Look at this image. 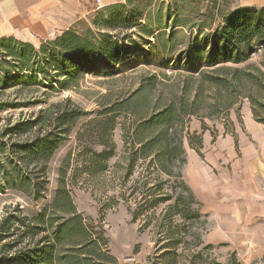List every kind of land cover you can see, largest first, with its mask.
Instances as JSON below:
<instances>
[{"label": "trees", "instance_id": "obj_1", "mask_svg": "<svg viewBox=\"0 0 264 264\" xmlns=\"http://www.w3.org/2000/svg\"><path fill=\"white\" fill-rule=\"evenodd\" d=\"M125 1L108 8L124 7L133 0ZM224 4L228 5V0H211L209 23L218 20V25L211 29L205 57L208 63L194 70L198 73L194 88L187 79L176 85L160 81L162 89L168 86L173 92L169 96L160 93L152 109L141 118L137 111L140 98L136 96L144 86L122 94L101 112L105 117L100 134L103 149L100 152L91 150L94 158L91 163L104 170L107 160L115 155V142L110 133L116 127L117 114L123 111L129 117L138 116V121H131V127H122L124 137L128 136L137 145L124 178L130 176L133 163L141 156L150 160L157 173L174 178L172 193L157 198L155 185L146 187L144 192L145 199L149 195L153 197L151 207L174 198L165 213L169 222L173 215L184 219L201 217L199 202L182 177V167L186 163L185 140L193 147L201 141L199 135L187 129L190 118L226 115L248 99L254 119L264 124V6L238 5L224 10ZM140 20L136 17L129 23L127 18L119 21L133 28ZM199 40L196 36L188 41L186 57H191V51L196 49V59H204L201 48L194 46ZM259 53L263 56L259 64L240 67ZM133 56L119 40L103 37L99 42L92 31L80 33L72 28L53 40L43 41L39 47L14 37L0 39V112L45 105L29 117L0 128V192H21L25 199L31 196L33 202L45 197L48 162L68 137L78 116L77 108L70 106L73 104L71 98L49 103L50 92L73 89L86 74H117L120 66ZM152 77L157 78L156 75ZM40 88L43 92L39 96L37 89ZM10 89L15 93L14 98H10ZM65 176L64 168L51 202L37 212L33 225L27 222L26 216L19 220L23 231L3 246L20 248L0 260V264H119L115 256L100 250L106 239L92 223L86 224L77 211ZM177 186L182 190L178 192ZM137 218L138 214L132 211V220ZM13 221L14 216L4 219L0 241L17 234L11 230ZM36 237L39 238L36 240ZM181 241L177 239L174 244ZM164 248L166 251L174 249Z\"/></svg>", "mask_w": 264, "mask_h": 264}, {"label": "rangeland", "instance_id": "obj_2", "mask_svg": "<svg viewBox=\"0 0 264 264\" xmlns=\"http://www.w3.org/2000/svg\"><path fill=\"white\" fill-rule=\"evenodd\" d=\"M238 5H242L241 0H228V5L224 4L223 7L228 10ZM87 6L85 17L77 20L70 29L80 33L92 31L99 42L103 41V37L119 40L123 48L134 56L120 66L117 74H86L77 87L50 92L49 103L71 98L73 104L70 106L77 108L78 116L68 137L48 162L43 199L33 202L31 196L25 199L21 192H0V230L4 219L14 216L11 230L17 233L11 239L0 241V260L15 254L20 248L16 246L10 249L3 245L23 231L20 219L26 216L27 222L33 225L37 212L51 202L59 185L60 171L65 168L66 187L77 211L82 214L86 224L92 223L97 232L103 233L106 240L100 250L115 256L119 264H241L240 257L226 251L224 245L207 243L212 223L206 217L184 219L173 215L169 222L165 213L174 198L151 207L153 197L148 193L145 199L146 187L155 185L154 193L161 198L173 192L175 179L157 173L149 159L143 156L138 158L132 165L130 176L124 178L137 145L128 136L124 137L122 127H131V121L150 111L160 93L169 96L173 92L168 86L162 89L160 81L165 85L172 82L176 85L187 79L193 89L195 77L198 76L194 70L200 64L208 63L205 57L211 41V29L218 25V20L214 24L209 23L211 0H133L132 4L124 7H100L94 3ZM136 17L141 19L138 26L130 28L120 24L122 18H127L129 23ZM62 33L34 45L39 47L43 41L53 40ZM126 36L129 38L123 40ZM196 36L200 40L194 46L200 47L204 56L200 61L195 57L196 49L191 51V57L185 54L188 41ZM262 57L259 53L240 67L259 64ZM152 75L157 78L152 79ZM139 86H144L136 96L140 98L137 104L139 117H129L123 111L117 114L116 127L110 133L115 142V155L107 160L104 170L95 168L91 163L94 160L91 150L100 152L103 149L100 143L105 122L102 110L122 94ZM37 90L40 96L43 89ZM8 92L10 98L15 97L11 89ZM41 107L45 105L1 111L0 128L9 122L29 117ZM174 172H177V168ZM180 190L182 187L177 186V191ZM194 207H197L195 203ZM132 211L138 214L136 221L132 220ZM177 239L182 241L176 245L174 241ZM33 242L31 245L35 248ZM165 246L174 249L166 251Z\"/></svg>", "mask_w": 264, "mask_h": 264}, {"label": "crops", "instance_id": "obj_3", "mask_svg": "<svg viewBox=\"0 0 264 264\" xmlns=\"http://www.w3.org/2000/svg\"><path fill=\"white\" fill-rule=\"evenodd\" d=\"M125 0H0V39L36 44L85 17L88 3L100 7ZM264 6V0H241ZM187 129L182 177L212 223L207 243L224 245L241 264H264V124L248 99L218 117H192Z\"/></svg>", "mask_w": 264, "mask_h": 264}, {"label": "built area", "instance_id": "obj_4", "mask_svg": "<svg viewBox=\"0 0 264 264\" xmlns=\"http://www.w3.org/2000/svg\"><path fill=\"white\" fill-rule=\"evenodd\" d=\"M262 190L264 191V187H262Z\"/></svg>", "mask_w": 264, "mask_h": 264}]
</instances>
